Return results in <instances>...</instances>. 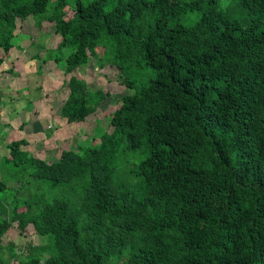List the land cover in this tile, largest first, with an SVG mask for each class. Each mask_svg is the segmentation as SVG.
Instances as JSON below:
<instances>
[{"label": "trees", "instance_id": "obj_1", "mask_svg": "<svg viewBox=\"0 0 264 264\" xmlns=\"http://www.w3.org/2000/svg\"><path fill=\"white\" fill-rule=\"evenodd\" d=\"M27 17L59 35L67 122L107 96L71 74L90 57L133 91L81 152L6 144L0 238L47 242H0V264H264V0H0V53Z\"/></svg>", "mask_w": 264, "mask_h": 264}, {"label": "rangeland", "instance_id": "obj_2", "mask_svg": "<svg viewBox=\"0 0 264 264\" xmlns=\"http://www.w3.org/2000/svg\"><path fill=\"white\" fill-rule=\"evenodd\" d=\"M59 39V35L54 33L53 23L42 21L38 26L32 17L18 19L12 40L14 47L7 55L0 53L3 58L0 64V98L6 105L0 109V160L8 154L6 144L22 137L29 142L25 148L46 161L56 160L67 149L81 152L91 136H99L108 128L110 113L119 104L118 100L133 91L124 84V76L116 67L100 68L96 59L90 57L86 65H80L71 74L78 76L91 92L102 90L107 96L96 106H93L96 101L91 103L89 108H96L85 121L67 122L61 113L69 93L66 81L70 74L64 75V66L56 65L51 59L43 61L55 52ZM97 51L101 54L108 49L103 45ZM3 174L5 169L0 161V176ZM7 186H18V183L9 181ZM60 191H64V186ZM25 194L23 190L18 196L20 204ZM0 201L1 205L9 207L10 203L1 196V192ZM8 241L17 248L28 242L38 247L45 245L47 239L28 225L24 233L15 226L9 229L0 238V242ZM46 256L47 253H43V258Z\"/></svg>", "mask_w": 264, "mask_h": 264}, {"label": "crops", "instance_id": "obj_3", "mask_svg": "<svg viewBox=\"0 0 264 264\" xmlns=\"http://www.w3.org/2000/svg\"><path fill=\"white\" fill-rule=\"evenodd\" d=\"M1 101H2V102H1L0 106H2V105H3V106H2V108H0V109L3 110V108H4L6 105H4L5 102H4L2 99H1Z\"/></svg>", "mask_w": 264, "mask_h": 264}]
</instances>
